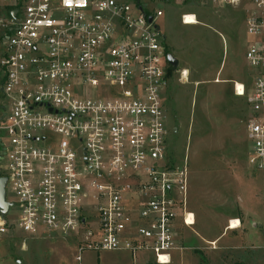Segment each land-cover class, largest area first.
Listing matches in <instances>:
<instances>
[{"label":"built area","instance_id":"1","mask_svg":"<svg viewBox=\"0 0 264 264\" xmlns=\"http://www.w3.org/2000/svg\"><path fill=\"white\" fill-rule=\"evenodd\" d=\"M169 1L0 0V178L11 204L0 237H77V262L124 251L171 264L182 251L174 231L195 218L186 163L167 152L157 6ZM207 1L246 15L252 72L232 89L249 109L247 164L263 171L264 0ZM187 16L197 23L183 15V25Z\"/></svg>","mask_w":264,"mask_h":264},{"label":"rangeland","instance_id":"2","mask_svg":"<svg viewBox=\"0 0 264 264\" xmlns=\"http://www.w3.org/2000/svg\"><path fill=\"white\" fill-rule=\"evenodd\" d=\"M157 8L165 55L176 61L166 65L163 93L167 152L173 164L186 163L195 218L191 228L178 222L174 234L182 251L171 264H264V170L246 163L249 109L232 89L233 82L248 83L252 72L244 57V9L207 0H171ZM183 15H195L197 24L183 25ZM235 219L246 235L226 232ZM79 243L77 237L17 232L0 237V264H154L145 254L132 261L124 251H85L77 262Z\"/></svg>","mask_w":264,"mask_h":264},{"label":"water","instance_id":"3","mask_svg":"<svg viewBox=\"0 0 264 264\" xmlns=\"http://www.w3.org/2000/svg\"><path fill=\"white\" fill-rule=\"evenodd\" d=\"M150 21L151 20L148 19V22ZM166 61L169 66L174 67L176 65V61L171 55H166ZM5 184H6V179L4 177H1L0 178V213L2 215H5L8 209L11 207V204L5 201V190H4Z\"/></svg>","mask_w":264,"mask_h":264},{"label":"crops","instance_id":"4","mask_svg":"<svg viewBox=\"0 0 264 264\" xmlns=\"http://www.w3.org/2000/svg\"><path fill=\"white\" fill-rule=\"evenodd\" d=\"M2 18H4V12L2 11V10H0V19H2ZM5 33V31H3L1 28H0V36H3V34ZM1 81V80H0ZM246 163H247V161H246ZM235 220H237V219H235ZM232 220H230L229 222H231ZM238 221V220H237ZM239 223H240V225L238 226V228L237 229H233V230H229L228 229V227H229V224L227 225V227H226V232L227 231H229V232H231V234H236V235H239V234H241V235H246V233L248 232V230H247V228H245V225L244 224H242L240 221H239ZM241 235H240V237H241ZM240 240H241V238H240ZM239 240V241H240ZM236 241H238V240H236ZM235 242V241H234ZM249 246V245H248Z\"/></svg>","mask_w":264,"mask_h":264},{"label":"bare ground","instance_id":"5","mask_svg":"<svg viewBox=\"0 0 264 264\" xmlns=\"http://www.w3.org/2000/svg\"><path fill=\"white\" fill-rule=\"evenodd\" d=\"M185 20L188 21V22H187L188 26H190V24H197V23H194L193 21H191V20H192V17H190V16H187V17L185 18ZM190 221H191V219H190V217H189V218H188V222H190ZM239 225H240L239 221H237V220H232V221L229 223V227H228V229H229V230L237 229Z\"/></svg>","mask_w":264,"mask_h":264},{"label":"trees","instance_id":"6","mask_svg":"<svg viewBox=\"0 0 264 264\" xmlns=\"http://www.w3.org/2000/svg\"><path fill=\"white\" fill-rule=\"evenodd\" d=\"M168 70H166V72H167Z\"/></svg>","mask_w":264,"mask_h":264}]
</instances>
